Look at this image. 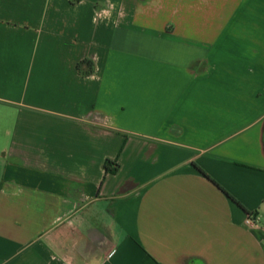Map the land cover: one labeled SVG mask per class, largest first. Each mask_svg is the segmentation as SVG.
<instances>
[{
	"label": "crops",
	"instance_id": "crops-1",
	"mask_svg": "<svg viewBox=\"0 0 264 264\" xmlns=\"http://www.w3.org/2000/svg\"><path fill=\"white\" fill-rule=\"evenodd\" d=\"M0 264H264V0H0Z\"/></svg>",
	"mask_w": 264,
	"mask_h": 264
},
{
	"label": "trees",
	"instance_id": "trees-1",
	"mask_svg": "<svg viewBox=\"0 0 264 264\" xmlns=\"http://www.w3.org/2000/svg\"><path fill=\"white\" fill-rule=\"evenodd\" d=\"M84 65H86V66L89 67V71H88L87 74H91V73H93V70H94V64H93V62H91V61H89V60H85L84 62H82V63L80 64V69H82V67H83ZM87 74H86V75H87ZM112 166H113V163L110 162V161H107V163L105 164V170H106L107 173H114V172H116L117 169H112V168H111ZM202 173H203V172H202ZM203 174H205V173H203ZM205 175H206V174H205ZM206 176H207V175H206ZM207 177H208V176H207Z\"/></svg>",
	"mask_w": 264,
	"mask_h": 264
},
{
	"label": "built area",
	"instance_id": "built-area-1",
	"mask_svg": "<svg viewBox=\"0 0 264 264\" xmlns=\"http://www.w3.org/2000/svg\"><path fill=\"white\" fill-rule=\"evenodd\" d=\"M261 219L259 217H249L246 221L248 227H255L260 224Z\"/></svg>",
	"mask_w": 264,
	"mask_h": 264
}]
</instances>
